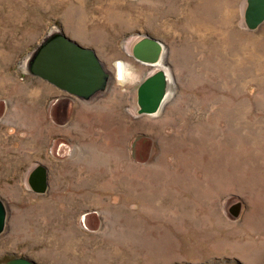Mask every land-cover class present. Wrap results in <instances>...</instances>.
<instances>
[{"label": "rangeland", "instance_id": "rangeland-1", "mask_svg": "<svg viewBox=\"0 0 264 264\" xmlns=\"http://www.w3.org/2000/svg\"><path fill=\"white\" fill-rule=\"evenodd\" d=\"M246 6L0 0V264H264V23L248 29ZM58 30L95 49L105 91L55 100L29 73ZM145 36L163 43L172 81L157 114L138 113V86L158 70L133 56ZM38 165L46 193L29 184Z\"/></svg>", "mask_w": 264, "mask_h": 264}, {"label": "water", "instance_id": "water-1", "mask_svg": "<svg viewBox=\"0 0 264 264\" xmlns=\"http://www.w3.org/2000/svg\"><path fill=\"white\" fill-rule=\"evenodd\" d=\"M250 30H257L264 23V0H247L244 13ZM133 56L144 64L157 66L158 70L147 76L138 86L139 114H157L169 96L171 79L161 66L164 56L163 43L145 36L133 47ZM31 75L39 77L68 96L89 100L108 88L111 73L106 69L95 49L70 38L63 30L49 33L32 52L27 64ZM48 168L38 165L29 176V184L37 193L49 189ZM242 203H235L230 212L238 216ZM7 204L0 197V235L8 224ZM5 264H38L32 258L15 256Z\"/></svg>", "mask_w": 264, "mask_h": 264}, {"label": "bare ground", "instance_id": "bare-ground-1", "mask_svg": "<svg viewBox=\"0 0 264 264\" xmlns=\"http://www.w3.org/2000/svg\"><path fill=\"white\" fill-rule=\"evenodd\" d=\"M208 6V8L211 9V7L213 8V6H210V5H205V7ZM216 7V6H215ZM205 11V10H204ZM207 15V14H206ZM117 68L119 69L118 73H117V76H116V79L117 80H121L123 81V76L125 75V64L123 66V63L122 62H118L117 63ZM172 85V84H171ZM217 151L219 152V147H217Z\"/></svg>", "mask_w": 264, "mask_h": 264}, {"label": "crops", "instance_id": "crops-1", "mask_svg": "<svg viewBox=\"0 0 264 264\" xmlns=\"http://www.w3.org/2000/svg\"><path fill=\"white\" fill-rule=\"evenodd\" d=\"M59 94L57 96H55V100H59V99H62L63 97H67L68 100L70 101H79L80 99L79 98H76V97H73V96H68L67 94H65L64 92H58Z\"/></svg>", "mask_w": 264, "mask_h": 264}]
</instances>
